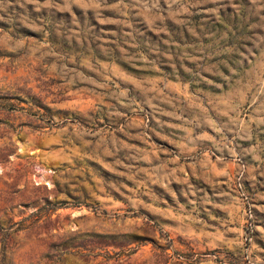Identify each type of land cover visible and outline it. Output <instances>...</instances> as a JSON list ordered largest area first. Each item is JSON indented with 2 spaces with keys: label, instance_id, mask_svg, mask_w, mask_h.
<instances>
[{
  "label": "rangeland",
  "instance_id": "obj_1",
  "mask_svg": "<svg viewBox=\"0 0 264 264\" xmlns=\"http://www.w3.org/2000/svg\"><path fill=\"white\" fill-rule=\"evenodd\" d=\"M0 264H264V0H0Z\"/></svg>",
  "mask_w": 264,
  "mask_h": 264
}]
</instances>
